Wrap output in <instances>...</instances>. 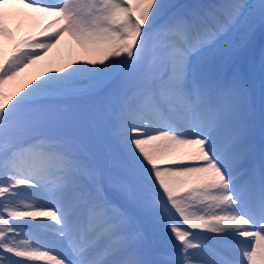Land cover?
I'll list each match as a JSON object with an SVG mask.
<instances>
[{
	"label": "snow or ice",
	"instance_id": "6c2138e0",
	"mask_svg": "<svg viewBox=\"0 0 264 264\" xmlns=\"http://www.w3.org/2000/svg\"><path fill=\"white\" fill-rule=\"evenodd\" d=\"M0 264H264V0H0Z\"/></svg>",
	"mask_w": 264,
	"mask_h": 264
},
{
	"label": "bare ground",
	"instance_id": "6f19581e",
	"mask_svg": "<svg viewBox=\"0 0 264 264\" xmlns=\"http://www.w3.org/2000/svg\"><path fill=\"white\" fill-rule=\"evenodd\" d=\"M51 2H55V0H51ZM28 11L33 17H36L35 23L38 25L33 28L31 26V22L24 21L21 22L19 20L14 21L8 25L10 29L16 31V39L23 38L26 35H34L36 32L40 30L45 24L51 20V17L41 18L42 14L40 13H32L31 10ZM54 30V29H53ZM257 48L260 45L259 36H257ZM11 43L6 44V50H10ZM90 57L87 55L85 50L78 45L74 40H72L69 36L65 35L61 38L60 42L50 49L47 54L43 56L42 59L36 61L30 67L25 69L21 76L18 78L17 82L12 86L15 89L18 85L29 83L32 81H36L37 78H44L45 74H51L56 69L64 67L67 69V65L73 64L75 66L77 63H83L85 60ZM27 89H25L26 91ZM199 231V230H197ZM201 235H211L209 233L201 232Z\"/></svg>",
	"mask_w": 264,
	"mask_h": 264
},
{
	"label": "rangeland",
	"instance_id": "374dc122",
	"mask_svg": "<svg viewBox=\"0 0 264 264\" xmlns=\"http://www.w3.org/2000/svg\"><path fill=\"white\" fill-rule=\"evenodd\" d=\"M180 2H183V0H180Z\"/></svg>",
	"mask_w": 264,
	"mask_h": 264
}]
</instances>
